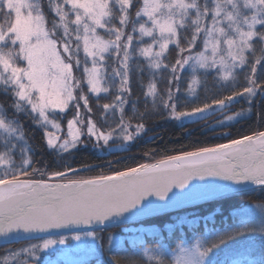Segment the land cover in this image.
<instances>
[{
  "label": "snow or ice",
  "instance_id": "obj_1",
  "mask_svg": "<svg viewBox=\"0 0 264 264\" xmlns=\"http://www.w3.org/2000/svg\"><path fill=\"white\" fill-rule=\"evenodd\" d=\"M164 72L169 75L161 93L157 80ZM145 73V104L182 124L223 111L236 97L264 98V0H0V93L10 100L7 107L0 104V264H45L41 252L69 242L51 238L52 230L97 242V231L82 226L118 227L186 201L225 198L253 186L264 191V130L92 176L70 166L50 173L32 166L35 132L58 155L89 143L126 151L142 138L148 129L126 119V108L140 121L150 114L140 113L139 98H133V84ZM209 78L231 94L187 106L181 83L195 101ZM241 78L244 86L237 90ZM240 115L217 124L228 127ZM206 179V185L192 183ZM259 207L258 225L242 219L192 247L177 245L171 259L159 246L144 255L150 264H264V246L258 260L219 255L229 244L264 237V205ZM35 234L47 238L11 247ZM127 264L141 261L130 257Z\"/></svg>",
  "mask_w": 264,
  "mask_h": 264
},
{
  "label": "trees",
  "instance_id": "obj_2",
  "mask_svg": "<svg viewBox=\"0 0 264 264\" xmlns=\"http://www.w3.org/2000/svg\"><path fill=\"white\" fill-rule=\"evenodd\" d=\"M259 74L260 69L258 68L257 75L259 76ZM77 75L79 76L80 73L77 72ZM168 75L167 72H164L163 78L157 80V86L161 93L165 90L164 80ZM148 81L149 77L145 73L142 82L133 84V98H139L136 108L140 113H145L147 109L150 114L146 119L140 121L137 116H133L130 107H128L126 108V117L134 123L143 122L149 129L134 144L126 145V151L110 149L107 152L99 153L90 147L81 146L78 150L58 155L55 152L50 153L41 140V133L35 132L34 139L31 141L35 149L32 166L49 173L65 170L70 166L81 169L79 172L81 176H92L100 174L101 171L110 173L115 169L122 170L136 166L141 162H152L165 155L192 151L201 146L226 143L230 138H239L254 131L264 130V98L259 94L251 101H246L244 97H236L223 111L217 110L215 114L206 119H197L196 123L184 122L182 124V122L170 119L165 110L157 107L155 111H152L151 103L145 104L142 88L146 87ZM243 86L244 80L241 78L236 86L237 90H242ZM181 94L187 106L191 107L204 102L206 98L211 99L214 95H229L231 91L219 87L212 78H209L206 89L199 93L198 100L193 101L192 97L184 92L183 83H181ZM105 102L109 101H101V103ZM9 103V98L0 93V104L7 107ZM157 103L159 105V101ZM242 110H247L249 113L230 121V126L222 127L217 124V121L223 120L226 116H234ZM93 112L99 124L100 113L94 102ZM162 112L164 114H161ZM84 165H88L90 168L83 169ZM260 205H264V191L256 187L230 193L225 198L218 197L189 207L142 218L118 227L104 228L98 230L103 234V254L76 264H97V261L99 264H113L114 260H119L120 264H127L130 257L138 259L141 264H150L144 252L146 249L154 250L158 246L164 250L166 257L171 259L177 251V245H191L198 239L206 240L210 233L227 230L242 219L258 225L261 219ZM252 206L257 207L253 209L258 210L247 209L243 211L245 215L236 213L238 209L242 210ZM139 226L147 227L149 231L142 233L138 238L130 237L129 235H136L138 231L140 232ZM111 232L122 234L123 241L111 248L110 251V243L106 235ZM40 238L14 242L11 247L18 249L30 242H38ZM249 240L250 243L229 244L219 253L220 257L234 261L258 260L261 247L264 246V237L257 233ZM3 247L4 244L0 245V249ZM245 248L246 251H243ZM237 249L241 250L239 254H237Z\"/></svg>",
  "mask_w": 264,
  "mask_h": 264
},
{
  "label": "rangeland",
  "instance_id": "obj_3",
  "mask_svg": "<svg viewBox=\"0 0 264 264\" xmlns=\"http://www.w3.org/2000/svg\"><path fill=\"white\" fill-rule=\"evenodd\" d=\"M234 100H235V98H234ZM238 113L241 114L240 115V117H241V116L247 115L249 113V111L242 110V111H240ZM93 118L96 119V116L94 115ZM126 119H129V118L126 117ZM178 122H181V121H178ZM62 123L66 124V120L62 121ZM97 123H98V121H97ZM132 123L135 126L136 123H134V122H132ZM146 128L149 129L148 126H146ZM135 142H133L132 144H134ZM116 143L119 144L120 142L116 141ZM132 144H130V145H132ZM114 146L115 145H113L112 147H96V148H94V147L91 146V143H89L88 147L96 150L99 153H104V152L109 151ZM19 161H20V157L17 156L16 157V163L18 164ZM253 208H257V207L252 206V207H246V208H244L242 210L238 209V210H236L237 211L236 213H238L240 215H245V213L243 211H245L247 209H253ZM253 210L257 211L258 209H253ZM147 229H148L147 227H142L141 226L139 228L140 232L138 231V233L136 235H129V236L130 237L133 236L135 238H138V237L141 236L142 233H144L146 231H149ZM97 233L101 237V239L99 241H97V242H93L91 238L82 239L81 241H76V240L71 239V237L74 236L76 233L69 234V235H62V236L69 237V242L68 243H66L64 245H57L56 247H54L53 249L48 250L47 252H41L39 255L44 260L45 264H76V263L82 262L84 260H88L90 258H93V257H96V256H100V255L103 254V247H102V249L97 248L96 244H101L103 246V239H102L103 234L100 231H97ZM62 236L51 237V238L59 239ZM106 236H107V238L109 236L113 237L112 242L109 245V249L110 248H114L115 246L119 245L123 241L122 234H120V233L111 232V233H109ZM194 245H195V243H193L191 245L183 244L184 247H192ZM176 253H177V251L174 253V255ZM22 258L23 259H28L27 256H24Z\"/></svg>",
  "mask_w": 264,
  "mask_h": 264
},
{
  "label": "water",
  "instance_id": "obj_4",
  "mask_svg": "<svg viewBox=\"0 0 264 264\" xmlns=\"http://www.w3.org/2000/svg\"><path fill=\"white\" fill-rule=\"evenodd\" d=\"M112 150L113 151H120L121 149H118L117 147H113ZM208 179H210V178H208ZM208 179H206L204 181L197 180V181H193L192 183L193 184H198V185H206L208 183ZM221 183H229V182H221ZM254 187L255 186H253L252 188H254ZM247 189H250V188H247ZM242 190H245V189H242ZM174 191L179 192V191H182V190L174 189ZM215 198H218V197H209L207 199H197V200H193V201H186V202L178 204L177 206L169 207V208L164 209L162 211H156V212H153V213H151L149 215L136 216L134 218H131V219L125 221L123 224H127V223H130V222L138 220V219H142V218H146V217H150V216H154V215H159V214H162V213L170 212V211L177 210V209H180V208L188 207V206H191V205L199 204V203H202V202L210 201V200H213ZM150 199L156 200L157 198L156 197H151ZM160 203H163V202H160ZM82 227H83V229L85 231L101 229V228H91L90 226H82ZM107 227H110V226H107ZM104 228H106V227H104ZM78 230L79 229H77V231ZM74 232H76V231H72V230H68V229L52 230L51 236L63 235V234L74 233ZM43 236H47V234L25 235V236H22L19 239H16L14 242L25 240V239H29V238H33V237H43ZM2 244H3V238H0V245H2Z\"/></svg>",
  "mask_w": 264,
  "mask_h": 264
}]
</instances>
